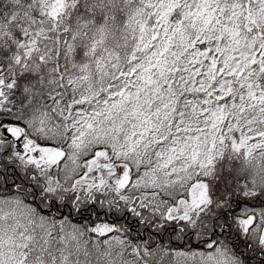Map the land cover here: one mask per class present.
<instances>
[{"label": "trees", "instance_id": "obj_1", "mask_svg": "<svg viewBox=\"0 0 264 264\" xmlns=\"http://www.w3.org/2000/svg\"><path fill=\"white\" fill-rule=\"evenodd\" d=\"M223 2L239 4L243 35L264 42V0ZM142 6L63 0L54 16L47 0H0V129L16 121L35 144L66 147V113L82 98L71 79L93 70L100 40L125 63L135 43L128 26ZM253 72L232 77L208 200L186 214L174 208L186 184H137L138 170L124 187L89 186L79 178L82 152L79 165L67 157L37 163L3 138L0 264L10 251L11 264H264V68ZM41 115L51 125L45 134L35 131Z\"/></svg>", "mask_w": 264, "mask_h": 264}, {"label": "rangeland", "instance_id": "obj_2", "mask_svg": "<svg viewBox=\"0 0 264 264\" xmlns=\"http://www.w3.org/2000/svg\"><path fill=\"white\" fill-rule=\"evenodd\" d=\"M47 1L55 16L63 0ZM240 16L239 4L223 0H143L128 26L135 43L125 63L100 40L92 49L93 70L81 67L71 79L82 86V98L66 113V147L35 144L33 130L25 135L16 121L0 129V142L12 140L6 129L15 125L23 132L12 140L15 150L29 161L67 157L79 165L82 152L79 178L89 186L106 181L124 187L138 170L137 184L144 178L156 189L186 184L187 195L174 205L186 214L208 200L205 180L232 77L248 80L264 68V42L243 35ZM50 127L41 115L35 131ZM11 261V251L2 255L1 262Z\"/></svg>", "mask_w": 264, "mask_h": 264}, {"label": "water", "instance_id": "obj_3", "mask_svg": "<svg viewBox=\"0 0 264 264\" xmlns=\"http://www.w3.org/2000/svg\"><path fill=\"white\" fill-rule=\"evenodd\" d=\"M8 135H10L14 140H19L22 137V131L17 126H9L6 130Z\"/></svg>", "mask_w": 264, "mask_h": 264}]
</instances>
